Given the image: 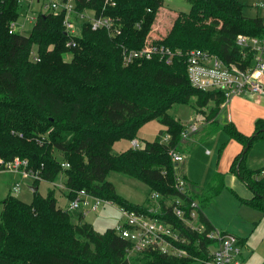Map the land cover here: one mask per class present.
Returning <instances> with one entry per match:
<instances>
[{
  "label": "trees",
  "instance_id": "trees-1",
  "mask_svg": "<svg viewBox=\"0 0 264 264\" xmlns=\"http://www.w3.org/2000/svg\"><path fill=\"white\" fill-rule=\"evenodd\" d=\"M188 1L192 6L185 14L189 25L172 28L154 42L183 52L205 49L224 62L245 67L249 59L242 58L236 38L239 33L264 36V17L247 16L237 0ZM76 2L78 10L94 9L96 16L114 18L120 33L111 35L105 27L93 29L88 22L73 37L63 25L64 10L39 14L28 35L11 33L9 24L19 17L21 6L19 0H0V160L26 159L29 168L39 170L44 180L64 181L69 199L84 189L119 207L172 222L189 237L190 243L185 245L189 255L170 257L146 251L129 259V240L114 227L97 231L83 213L75 219L68 208L57 204L56 191L51 188L45 196L34 190L30 203L11 192L0 199V264H193L196 257L206 258L213 241L205 233L184 228L166 203L170 194H178L169 149L178 147L185 129L169 110L193 100L192 107L209 120L211 130L241 143L242 150L230 170L254 195H235L263 214L264 177L260 174L264 167L248 166L247 154L257 138H264V119L255 121L251 135L232 122L216 121L224 95L195 88L184 55L170 64L157 55L124 64L123 49L143 47L164 0H115V5L104 0ZM201 8L208 11L205 20L193 26L190 18L197 23L200 17L195 12ZM71 39L77 41L73 47L67 46ZM33 49L40 60L31 58ZM154 118L166 131L161 130L152 141H143L142 148L113 150L117 140L136 139L139 127ZM164 132L170 134L167 143L161 142ZM56 151L61 152V159ZM2 166L0 163V171ZM112 170L144 182L149 188L145 201L136 204L121 196L108 178ZM225 187L223 174L215 172L200 191L189 188L188 195L204 210ZM154 192L160 194L159 212L150 210ZM199 217L206 231L212 229L204 212Z\"/></svg>",
  "mask_w": 264,
  "mask_h": 264
},
{
  "label": "built area",
  "instance_id": "built-area-1",
  "mask_svg": "<svg viewBox=\"0 0 264 264\" xmlns=\"http://www.w3.org/2000/svg\"><path fill=\"white\" fill-rule=\"evenodd\" d=\"M77 0H19L21 6L20 15L10 22V32L18 31L23 33L28 23L34 24L39 14L66 12L63 25L66 31L74 36L80 35L84 23H90L93 29L106 28L111 35H117L121 31L120 24L110 16H96L94 9L78 10ZM105 4L115 5V0H104ZM259 6H264L262 2ZM22 21L19 23V19ZM76 40L67 42V46L76 45ZM236 45L242 52L243 59H249L245 67L235 62H224L216 53L205 49L197 48L183 52L179 49H172L167 45L158 44L154 39L148 37L143 47L134 50L123 49L124 64L132 63L137 58L150 59L157 55L167 64L174 62L176 57H186V67L189 81L196 88L204 91L218 90L224 95V102L245 94L254 96L264 95V36H252L239 33L236 38ZM31 58L34 61L40 60L36 50H32ZM198 121L206 119L203 114L197 115ZM200 128L197 121L187 125L182 131V139L188 138L192 133H196ZM161 142L167 143L170 134L162 137ZM133 148H142L145 143L134 139L131 142ZM169 155L173 162L178 165L184 157L179 153L177 147L169 149ZM2 171H8L23 178H30L32 181L44 180L39 170L29 168V162L19 156L12 160H0ZM63 166L69 163L63 162ZM176 172V171H175ZM264 177V169L261 171ZM21 185L14 183L12 192H18ZM65 185L63 184V188ZM178 194H170L166 203L171 205L174 216L182 222L184 228L191 231L205 233V237L213 241L207 248L206 258L196 257V260L203 264H245L242 254L244 245L239 237L233 232L222 231L218 228L206 231L204 223L200 219V212H203L200 202L191 199L188 195L187 180L176 172L175 183ZM152 201H156L158 206L152 205L151 211H160L161 204L158 203L160 194L154 192L150 195ZM116 206L121 214V221L114 226L116 232L122 238L130 241L128 248V258L146 251H158L167 256L186 257L189 249L185 247L190 243L189 237L181 232L172 222L160 217H150L144 213L119 207L111 200H106L90 192L79 189L76 196L70 199L68 209L87 213H98L105 206Z\"/></svg>",
  "mask_w": 264,
  "mask_h": 264
},
{
  "label": "rangeland",
  "instance_id": "rangeland-1",
  "mask_svg": "<svg viewBox=\"0 0 264 264\" xmlns=\"http://www.w3.org/2000/svg\"><path fill=\"white\" fill-rule=\"evenodd\" d=\"M242 5H244V12L248 16L258 15L264 17V6H259L264 0H237ZM163 6L169 10L174 12H183V14H187L191 10V6L188 0H165ZM208 12L205 8L199 9L198 12H195L196 15H199V20L196 23L195 19L190 18V21L193 26H198V23H202L205 20V14ZM194 14V15H195ZM189 15H172V14H163L164 20H161V16L157 19L153 28L149 32L150 40L161 38L164 33L169 31L172 28H176L179 26L189 25V22L185 19H188ZM22 21V18L19 19V23ZM197 24V25H196ZM32 23H28L27 28L23 31V34L28 35L30 30L32 29ZM191 25V26H192ZM35 50V49H33ZM68 59L71 58L70 55L66 56ZM193 100L188 104H175L172 108H170L169 112L174 115L181 124L185 127L187 125L197 121L199 126L206 122V119L203 121H198L195 117L197 115L198 110H194L192 107ZM213 104V103H212ZM199 115V114H198ZM201 127V126H200ZM140 129L137 132L138 137H142L145 140L152 141L155 137L156 133H159L161 130H164L166 127L157 119L154 118L151 121L143 124L139 127ZM197 133L195 136L197 139ZM163 137V136H162ZM161 139L163 140V138ZM130 139L122 138L117 140L114 143L113 150L122 152V150H127L130 146ZM230 139L224 132H218L216 135H213L211 139L200 142L191 150L184 149L186 160V171L188 172L189 177L198 184L206 185L210 182L213 176V167H215L217 159H219V155L222 154L224 150H226ZM205 149H210L211 154L206 155ZM247 157V165L252 168H258L264 166V138H257L253 143L251 148L248 151ZM56 157L61 159L62 154L59 151H56ZM183 164L182 162L180 165ZM109 180L114 184L117 192L126 197L133 203H141L145 200L149 193L148 186L142 182L140 179L129 176L127 174H121L114 170L108 173ZM225 188L216 195L217 207L215 208V216L219 217L221 220H232L239 216H245L248 219L245 221H241V226H244L243 229L250 230L252 233V240L257 241V250L254 252L253 258L255 259L253 263L250 264H264V217L261 220L258 212L249 206L246 203H241L238 197L235 195V192L240 195L244 189L247 191L251 190L248 185L243 183L238 175L232 170H228V174L225 176ZM19 182L21 185L20 191H18L19 197L23 198L25 202L30 203L33 199L29 191L28 184L32 182L30 178H23L19 174L16 175L14 173L8 171L0 172V199H3L7 194L10 193V187L15 183ZM41 189L44 190L45 182H40ZM234 190V191H233ZM12 193V192H11ZM44 194L46 192H43ZM60 204L63 203V200L59 199ZM152 205L158 206L156 201H151ZM213 203V201L211 202ZM211 203L209 205H211ZM209 207V206H208ZM215 207V206H214ZM214 207L211 209L214 210ZM241 207L244 210H241ZM2 204L0 203V214L2 211ZM249 211L257 214L258 216L252 219L249 215ZM242 212V213H241ZM120 216L119 210L116 206H105L98 213H89L86 217V220L91 223L94 229H97L100 232L105 231L107 228L113 227L116 222L119 221L118 217ZM227 218V219H226ZM260 218V219H259ZM193 264H203L198 260L193 261Z\"/></svg>",
  "mask_w": 264,
  "mask_h": 264
},
{
  "label": "crops",
  "instance_id": "crops-1",
  "mask_svg": "<svg viewBox=\"0 0 264 264\" xmlns=\"http://www.w3.org/2000/svg\"><path fill=\"white\" fill-rule=\"evenodd\" d=\"M191 11H192V6H191V10L187 13H190ZM163 14H165V15L166 14H172V15H176V16L185 15V14H183V12L177 13V12H174V11L169 10V9L165 8L164 6H162V10L160 13L161 18H159V19L164 20ZM254 16H257V15H254ZM254 16H249V17H254ZM198 114H202V113L197 112V115ZM197 115H195V117ZM258 118L264 119V95L254 96V95H250V94H245L244 96H241L239 98L235 97L229 101L221 103L220 108H219V112L217 113L215 119L220 124H227L228 122H232L234 125H236V127L241 132L245 133L246 135H251L255 130V127H256L255 121ZM200 126L201 127L197 130L196 133H192L188 138L182 139L181 143L178 145V147H177L178 151H179V153H181L183 155L184 159L182 161L183 164L180 165V163H181L180 162L178 165H176V169H175V171L178 173L179 176L184 177L187 180L188 189L190 188V189H193L195 191H200L203 188V185L198 184L197 182H194L189 177L188 172L186 171V164L185 163H186L187 157L185 156L184 149L191 150L193 147H195L200 142L211 139L213 137V135H216L218 132H222V131L214 130L213 128L211 130V127L209 126V120L206 121L204 124H201ZM166 129L167 128H165L163 131H166ZM197 133H200V134L198 135L197 139H195L196 138L195 136L197 135ZM157 134L158 133H156V135ZM166 134L167 133L164 132L162 136H165ZM137 139L139 141H142V142L148 141V140H145L144 138L138 137V136H137L136 140ZM131 142H132V140L130 141V143ZM130 147H133L132 144ZM114 150H115V148H114ZM241 150H242L241 143L235 139H230V142L228 143L226 150H224L222 152V154L219 155L220 157H219V159H217L215 167H213V171H214L213 175L215 172H220L221 174H223L224 180H225V176L228 174V170L230 169V165H231L233 159ZM122 151H124V150H122ZM115 152H118V151H115ZM205 154L210 155L211 150L205 149ZM42 181L46 183V185L44 186V190L41 189L42 185L40 184V182H42ZM243 183H245V182H243ZM63 184H64V181H62L61 179H59L55 182L54 181L40 180L39 183H36V185H35L34 181L30 182L28 184V187H29V191L32 192L31 196L34 193L33 192L34 190H37L38 192H40L42 195L45 196L48 193V189L53 188L54 191H56L55 196L57 198V204L63 208L64 207L68 208L70 199L67 197V194L63 189ZM13 185L10 187V192H12ZM20 189L18 191H20ZM43 192H46V193L44 194ZM12 193L16 197H19L18 192H15V193L12 192ZM237 194H238V196H240L242 198H250L254 195L252 190L247 191V189H244V191L241 192L242 195H240L239 193H237ZM32 198H33V196H32ZM20 199L25 201L23 198H20ZM59 199L63 200L64 202L60 204ZM215 200H216V197H214V199L212 200L213 203H211V205H209V207L204 208L203 212H204L205 216H207L211 225L214 228L216 227L222 231H226V232L231 231V232L235 233L239 237L241 244L244 245L242 257H243V260L245 261V264H250L249 262L253 263L255 260L253 258L254 252L257 250V247H258L257 241L252 240V233L253 232L251 233L250 230L243 229V227H245V225L241 226V221H245V219H248V218L246 217V215L245 216L239 215L236 219L234 217L232 220H221L219 217L215 216V212H214L215 208H218L216 205L217 201H215ZM143 202H141V203H143ZM212 207H214V210L211 209ZM241 210L243 211L244 208L241 207ZM256 211L258 212V214L260 216H258L255 213H252V211L251 212L249 211V215L251 217H253L252 219H254L255 217L258 216L262 220L264 217V214L261 211L260 212L258 210H256ZM71 212L74 214L75 219H76L77 214L83 213L84 220H86V217L89 214L87 212H82L81 210H79V211L71 210ZM118 219H119V221L116 222V224H118L122 220L121 214L118 217Z\"/></svg>",
  "mask_w": 264,
  "mask_h": 264
},
{
  "label": "water",
  "instance_id": "water-1",
  "mask_svg": "<svg viewBox=\"0 0 264 264\" xmlns=\"http://www.w3.org/2000/svg\"><path fill=\"white\" fill-rule=\"evenodd\" d=\"M250 144V142H248V145Z\"/></svg>",
  "mask_w": 264,
  "mask_h": 264
}]
</instances>
